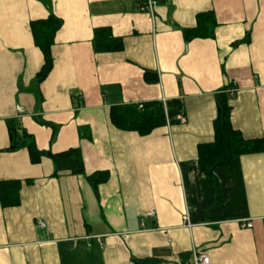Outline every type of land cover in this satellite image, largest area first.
Here are the masks:
<instances>
[{"label":"crops","instance_id":"0c3cea01","mask_svg":"<svg viewBox=\"0 0 264 264\" xmlns=\"http://www.w3.org/2000/svg\"><path fill=\"white\" fill-rule=\"evenodd\" d=\"M145 1L0 0V181L20 182L19 203L0 204V264H195V253L209 264H264V149L218 166L215 183L197 160L224 88H238L227 92L232 127L264 140V0H155L152 15ZM207 10L213 37L185 41L182 29ZM49 15L61 26L38 81L30 23ZM98 28L122 49L95 51ZM163 98L180 99L183 122L142 135L110 120L111 106ZM9 119L40 150L78 147L85 173L54 174L49 158L5 150ZM95 173L106 177L94 189Z\"/></svg>","mask_w":264,"mask_h":264},{"label":"trees","instance_id":"16d2710c","mask_svg":"<svg viewBox=\"0 0 264 264\" xmlns=\"http://www.w3.org/2000/svg\"><path fill=\"white\" fill-rule=\"evenodd\" d=\"M216 20L212 10L200 12L196 15V24L191 28L182 29L185 41L196 37H213ZM35 45L43 55V63L36 73V79L46 78L53 65L51 46L56 31L61 26V20L49 15L47 18L34 20L30 23ZM93 47L95 51H119L123 47L121 38L114 37L108 28H98L94 32ZM154 74V75H153ZM145 81L156 82L155 73L145 71ZM231 106L228 103L227 88L216 94V116L213 120V138L209 142L200 143L197 147V160L210 183H215L214 170L218 166L227 164L235 156L260 152L264 149L263 138L247 139L230 122ZM184 112L180 99L162 101H147L138 104H121L110 107L112 124L123 130H134L145 135L154 128L167 123H179L177 115ZM8 146L5 150L14 151L26 148L31 163H38L43 157L49 158L53 165V173L69 172L74 175L84 174V160L78 147H70L59 152L40 150L36 146L32 134L28 133L15 119L7 121ZM105 174L95 173L87 176L95 189L104 180ZM18 180L0 181V204L2 207L19 203Z\"/></svg>","mask_w":264,"mask_h":264},{"label":"built area","instance_id":"2783aa9c","mask_svg":"<svg viewBox=\"0 0 264 264\" xmlns=\"http://www.w3.org/2000/svg\"><path fill=\"white\" fill-rule=\"evenodd\" d=\"M155 4V0H146L145 4H144V9L150 14H153V7ZM238 88L236 86L234 87H229L227 89V92L233 96L236 92H237ZM163 105L165 106V102L166 100L163 98L162 100ZM17 110H18V114H23L25 112V109L21 106H17ZM177 119L180 120V122H183L185 120L184 116L182 114H178ZM183 219L185 221V226H187L188 228L191 227V224L188 220V214L187 212L184 214ZM264 221V218H263ZM36 224L38 227L40 228H44L46 226V223L43 219L38 218L36 221ZM239 225L241 228H251L252 227V221L251 219H243L239 222ZM194 260H195V264H209V257L208 255L204 254V253H195L194 254Z\"/></svg>","mask_w":264,"mask_h":264}]
</instances>
